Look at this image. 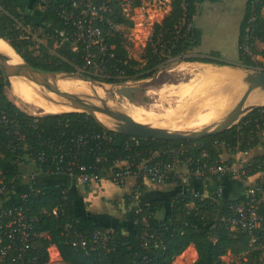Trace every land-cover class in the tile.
<instances>
[{"label": "trees", "instance_id": "obj_1", "mask_svg": "<svg viewBox=\"0 0 264 264\" xmlns=\"http://www.w3.org/2000/svg\"><path fill=\"white\" fill-rule=\"evenodd\" d=\"M42 1L45 10L40 15L38 5ZM140 3L141 0L134 1L135 5ZM109 5L110 11L103 13L104 21L96 23L103 26L101 43L90 47L92 56L88 59L87 46L69 38L75 31L73 22L65 23L60 16L62 9H66L78 17L79 11L70 7L69 0H33L28 11L20 10L15 0H0V38L37 69L80 73L107 84L149 78L162 65L178 59L232 65L246 70L264 66L255 57L242 53L232 62L187 55L188 50L200 43V33L194 25V0H172L171 11L154 27L153 39L160 37L159 51L154 53L153 43L149 41L141 59H135L129 52V37L124 34V30L133 27L134 22L123 12L117 0H111ZM253 13L256 17L252 27L255 37L251 42L252 49L255 56H264V50L256 48L258 42L264 41V0L257 3L250 0L239 42L245 41L246 27ZM183 18L185 28L178 33V25ZM16 19L39 33L44 38L43 43L36 45L24 37L25 31L17 26ZM106 20L119 27H110ZM189 23L192 26L186 30ZM61 31L65 36H60ZM100 45L106 47V53L97 47ZM96 65L100 69L96 70ZM4 94V77L0 72V178L9 185V193L0 199V209L21 211L31 224L28 241L23 242L16 236V249L12 254L21 252L24 260L34 259L36 264H47L49 248L55 246L65 264H172L193 245L198 255L193 264H225V256H242L245 264H264L262 192L259 193L261 199L257 207L261 217L251 229L230 223L232 217L238 216L235 207L248 202L245 190L239 197L230 198L208 187L206 196L191 191L177 192L171 198V211L163 218L158 216L163 207L161 200L141 207L133 214L131 235L123 236L111 231L105 249L97 245V249L89 253L72 244L75 233L91 242L92 234L110 230V227L77 214L69 186L44 185L30 190L17 203L7 201L13 185L22 179L23 166L35 165L43 173L68 174L73 163L75 175L82 172L80 167H85L84 172L96 178L101 170H106L110 172V179L117 183L111 171L117 170L116 163L123 160L133 173L138 174L135 190L124 196L126 202L131 201L144 191L146 180L140 169L143 160L158 163L163 171L166 167L182 165H187L191 171L198 163H215L224 152L234 155L263 144L264 105L254 108L223 132L199 140H160L106 129L84 112L35 116L4 100ZM248 165L251 174L264 170V154L254 157ZM174 177L173 173L167 172L165 182ZM217 183L222 184L220 181ZM8 240L5 233L0 232V251ZM4 258L0 255V264Z\"/></svg>", "mask_w": 264, "mask_h": 264}, {"label": "crops", "instance_id": "obj_2", "mask_svg": "<svg viewBox=\"0 0 264 264\" xmlns=\"http://www.w3.org/2000/svg\"><path fill=\"white\" fill-rule=\"evenodd\" d=\"M32 1L15 0L17 7L24 11L30 9ZM249 2L250 0H194L196 6L194 25L199 30L200 43L197 47L188 50L187 54L194 52L195 56L220 58L229 62L237 60L240 54L241 29L248 13ZM256 48L260 51L264 50V41L258 42ZM263 154L264 143L247 152H238L234 155L224 152L222 158L249 162ZM125 164L126 162L121 163V165ZM188 171L187 165H182L169 171L175 177L168 182L145 181L144 191L126 202L125 194H132L137 185L138 177L135 175L128 177L125 185L120 186L110 179V172L101 170L99 178L88 184H81L68 174L43 173L35 165H26L21 168L22 179L13 185L12 194L7 201L17 203L30 190L40 189L44 185H67L75 200L77 214L109 226L111 231H116L120 235L129 236L133 233V214L141 207L155 200H161L163 207L158 211V216L163 218L171 211V198L177 192L191 191L206 196L208 187L216 190V181L190 176ZM221 182L222 194L230 198L239 197L245 190L243 181L238 177L228 179L224 177ZM261 183L262 198H264V179ZM49 249L53 250V256H60L55 246ZM187 250L194 254V263L198 257L195 247L191 245L185 251ZM183 258L185 256L179 261ZM224 258L228 259L229 256L223 257V260Z\"/></svg>", "mask_w": 264, "mask_h": 264}, {"label": "built area", "instance_id": "obj_3", "mask_svg": "<svg viewBox=\"0 0 264 264\" xmlns=\"http://www.w3.org/2000/svg\"><path fill=\"white\" fill-rule=\"evenodd\" d=\"M111 0H69L70 7L73 9H77L79 11L78 17H74L72 14L66 11V9H62L60 12V16L64 19L65 23L73 22L75 26V31L72 34L71 39L81 41L86 46V59L91 57V52L89 51L90 47L93 45H99L101 43L100 37L103 32V26L96 24L97 22H103L104 17L103 13L110 11L109 2ZM119 5L122 7L124 13L133 20L134 25L131 27L132 33L135 27V17L134 13L138 10V8L142 7L146 1L148 0H141L139 5H135V0H117ZM156 7H159L158 14L163 16L160 13L162 8H166L168 11L171 10L172 0H151ZM260 0H255V3L259 2ZM164 10V12H168ZM134 12V13H133ZM168 14V13H167ZM166 14V15H167ZM164 15L163 17H165ZM162 17V18H163ZM255 13L251 14L248 20V25L246 27V37L245 41L239 44V51L243 55H249L255 57L253 49H252V39H254V35L252 34V27L255 21ZM88 18V19H86ZM83 19H86L83 20ZM164 19V18H163ZM162 21L159 18H155L152 21V25L150 27V31H148V35H146V40L149 42L151 41L153 44L152 51L157 53L159 51V42L160 37L159 35L153 39L154 35V27L156 24L161 23ZM106 23L110 27L117 26L112 21L106 20ZM185 18H183L178 25V33L182 29L185 28ZM16 24L18 27L24 29L26 34L24 37L30 38L34 44L43 43L42 36L33 31L31 27L28 25H23V22L19 19H16ZM192 24L189 23L186 26V30L191 28ZM60 36H65L64 31L60 32ZM44 39V38H43ZM260 41V39H257ZM261 42V41H260ZM100 51L102 53H106L107 49L105 46L100 45ZM96 70L100 69L97 65L95 66ZM258 70H264L261 67H258ZM36 116V115H35ZM5 120H7L4 117ZM264 139V137H262ZM43 158V154H41ZM100 160V157L98 158ZM126 161H118L116 163L117 170L111 171V175L117 183H120L122 186L125 185L128 177L130 176H137L138 174L133 173L128 163L126 162L125 165H121V163ZM73 163L70 164L68 175L73 178L74 180L80 182L81 184H88L92 180L97 179L91 174L85 173V167H80L82 171L78 175L74 174L73 170ZM178 167V166H177ZM176 168V167H175ZM140 169L142 171V177L144 180L154 182V183H162L166 181L167 172L174 168H164L161 169L158 163H152L149 159L143 160ZM188 174L193 177H197L203 180L213 179L216 181L218 186L217 193L220 195L223 191V184H218L217 181L221 182V179L224 177H238L240 178L245 185V192L246 197L248 198V202L246 205L239 204L235 207V211L237 212L238 216H234L230 219V223L232 225H242L243 227H247L251 229L253 225L260 220V215L257 212L258 201L261 199V195L259 193L262 192V179H264V170L258 171L256 174H251L248 162H237L231 161L230 159H223L222 155L219 160L215 163H206L197 164L193 170H189ZM99 178V177H98ZM222 183V182H221ZM9 193V185L4 183L0 178V199ZM146 222V221H144ZM31 224L26 218V216L21 211H13L12 209H0V232L5 233L7 236L8 244L3 246L0 255L5 257L2 260V264H36L34 259L24 260L22 257V253L18 252L17 254H12V251L16 249L15 247V238L19 236L23 242H27L30 237V229ZM111 230L106 231H99L95 232L91 236V242L85 240V238L81 237V234L75 233V238L72 241V244L76 247L81 248L85 252L89 253L97 249L100 246L104 248L107 246V243L110 239ZM146 235V234H145ZM152 236V235H150ZM28 248V245L25 246ZM60 255V254H59ZM60 257V256H59ZM60 260L62 261L61 257ZM49 263V262H48ZM47 263V264H48Z\"/></svg>", "mask_w": 264, "mask_h": 264}, {"label": "rangeland", "instance_id": "obj_4", "mask_svg": "<svg viewBox=\"0 0 264 264\" xmlns=\"http://www.w3.org/2000/svg\"><path fill=\"white\" fill-rule=\"evenodd\" d=\"M39 12L40 15L43 14L45 10V3L44 1L39 3ZM151 0L146 1V3L138 8L137 11L134 13L135 17V27L132 33L131 28L129 30H124L125 33L129 38V52L130 55L140 60L143 54L145 53V47L147 46L148 41L146 40V35H148V31H150V27L152 25V21L155 18H159L160 21H163V16L166 15L169 11L166 8H162L160 12H163V18L158 14L159 7H156ZM168 12H164V10ZM44 41V39L42 38ZM194 55V52H192ZM191 52L189 53L192 54ZM188 55V54H187ZM261 63H264V56L263 55H256L255 58ZM264 68V66H260ZM247 70H256V69H247ZM246 69L232 66V65H219L215 63H206V62H198V61H184L181 59L172 60L168 63L162 65L159 70H157L151 77L143 79V80H131L126 81L124 83L118 84H107L109 86L108 90H105L102 87H93L91 82L87 81L86 83H81L82 76L78 74L79 79L77 76H71L70 78H66V82L68 86H73V91L77 93L81 98H89L92 100L93 103L102 106L108 107L115 110L125 111L126 107L134 108L133 104L136 106H142L145 108L146 113L150 114L151 120L148 122L157 125H164L161 124L159 121H156L154 117L163 116L164 113L169 108H175L178 105L189 104L192 103L186 98H182L177 93L178 90L182 87V85H186L192 81L195 83H207L206 81H214V85L216 89H219V86H226L229 82L233 79L234 73L239 75L244 74ZM227 73L228 76L226 78H221V74ZM23 82V83H22ZM55 85L58 87L59 91L64 90L65 87L58 79L54 81ZM27 82L22 80L18 82L13 81L11 88L5 87V94L4 100L13 102L16 104L20 109L26 111L30 114L41 116L43 114L48 113H63L69 112L67 106L64 104L58 103L61 107L66 108L65 111L62 112H54L51 110L45 109L41 106L38 102L32 101L26 97L24 93H22L18 88L19 84H26ZM241 84V83H240ZM245 86L243 83L241 84ZM43 91L44 96L54 94L49 90V86L47 83H43L40 87ZM213 87L215 91H217ZM248 89V88H247ZM247 89L240 92V95L229 94L223 95L222 100L225 102L223 103L225 106L229 104H236L240 101L243 97ZM72 90V89H71ZM207 91L205 93L209 94V91L206 88H203L201 91ZM197 91V89H196ZM62 92V91H61ZM200 92V91H199ZM126 93V95H125ZM256 92H254L255 95ZM47 94V95H46ZM197 94V93H196ZM201 94V92H200ZM257 94V93H256ZM55 95V94H54ZM253 95V94H252ZM68 103V102H66ZM264 100H260L256 102V104H263ZM129 105V106H126ZM235 105V106H236ZM215 105L213 104H206L197 107L196 109L192 110L189 114L198 113L202 110H206L209 108H213ZM228 114V113H227ZM146 116V115H145ZM165 116V115H164ZM217 119V118H216ZM111 121V120H109ZM110 125L115 126V122H109ZM117 126L108 127L109 129L116 130L118 128H122L123 125H120L116 122ZM109 125V126H110ZM117 127V128H116ZM244 185V182H243ZM218 186L216 184V190ZM50 260L48 264H65L63 261L60 260L59 256H53V250L49 249ZM182 260L181 257H184ZM194 254L187 250L184 251L181 255H179L172 264H193L194 261ZM225 264H245L243 263L244 260L242 256L224 258Z\"/></svg>", "mask_w": 264, "mask_h": 264}, {"label": "water", "instance_id": "obj_5", "mask_svg": "<svg viewBox=\"0 0 264 264\" xmlns=\"http://www.w3.org/2000/svg\"><path fill=\"white\" fill-rule=\"evenodd\" d=\"M9 46L12 48L10 44ZM0 72L4 77V84L7 88H11V80L13 78L32 77L36 79H42L49 86V90L55 94V100L58 103L66 105L69 108V112L77 111L87 113L106 129L109 128H107L100 121V117L117 122L118 124L123 125V127L118 128L116 130H109L128 134L133 137L154 138L160 140H199L204 137L211 136L231 128L233 125L238 123L242 119V117L245 116L248 112L258 106L264 105V103L248 104V100L254 92L257 91L260 95L264 96V70H246L242 76V83L247 86L248 89L243 95V97L240 99V101L237 103V105L227 115L218 117L209 126H206L197 131H169L166 128L161 127L157 124H152L145 120H138L134 118L133 115L125 111L115 109L113 110L108 107H102L86 99H79L71 94L61 92L53 81V76L55 74H78L82 76L85 81L98 82L107 85V83L87 78L80 73L43 71L30 65L22 57L21 63L18 67L9 69V55L1 48Z\"/></svg>", "mask_w": 264, "mask_h": 264}, {"label": "bare ground", "instance_id": "obj_6", "mask_svg": "<svg viewBox=\"0 0 264 264\" xmlns=\"http://www.w3.org/2000/svg\"><path fill=\"white\" fill-rule=\"evenodd\" d=\"M0 48L8 53L9 55V69L18 67L21 63V57L18 53H16L8 44L7 41L0 38ZM71 76H77V75H70V74H55L53 76V81H57L58 79L61 81L63 86L65 87L64 90H61L62 92L71 94L79 99L81 98L75 91H73V86H68L66 82V78H70ZM228 76L227 73L224 72V74H221V78H226ZM79 79V77H76ZM19 81H26V84H19V90L26 95L27 98H29L32 101L38 102L41 106H43L47 110H51L54 112H62L65 111L66 108L61 107L59 104H57L55 101V95L50 94L44 96L42 89L40 88L45 81L42 79H36L32 77H26V78H13L11 80V84H13V81L18 82ZM230 79H233L231 82H229L226 86H219V89H216L214 85V81H206L207 83H195V81H192L186 85H182V87L178 90V94L182 98L188 99L190 102L189 104H183L178 105L175 108H169L164 115L154 117L156 121L160 119V123L164 125H159L161 127L166 128L169 131H192V130H200L206 126H209L216 118L220 116L227 115L236 104H229L224 105L225 102L222 100L223 95H229V94H235L240 95V92L247 89V86H243L242 84V75H239L237 73H234L233 77ZM81 83H86L87 81L82 78ZM23 83V82H22ZM55 83V82H54ZM241 83V84H240ZM93 87H102L105 90L109 89V86L98 83V82H91ZM213 87L217 90L215 91ZM203 88H206L209 91L208 93H205L207 91H201ZM72 89V90H71ZM197 89V91H196ZM201 94H200V92ZM197 93V94H196ZM257 93V94H256ZM255 95L250 96L248 100V104H256V102L260 100H264V96L260 95L256 91ZM88 101H91L89 98H84ZM69 103V102H68ZM206 104H213L215 107L209 108L206 110H202L198 113H192L189 114L192 110L196 109L199 106L206 105ZM66 106V105H65ZM129 106V105H126ZM134 108H128L126 107L125 112L130 113L133 115L134 118L138 120H145L149 121L151 120L150 114L144 112L145 108L141 106H136L133 104ZM67 109H69L67 107ZM146 115V116H145ZM100 121L108 127H112L114 125H110L113 121H109L107 119L101 118ZM150 123V122H149ZM115 126H117L116 122L114 123ZM110 125V126H109ZM114 126V127H115ZM117 128V127H116Z\"/></svg>", "mask_w": 264, "mask_h": 264}]
</instances>
